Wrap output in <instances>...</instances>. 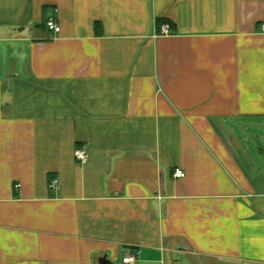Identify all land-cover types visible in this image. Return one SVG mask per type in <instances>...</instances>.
Masks as SVG:
<instances>
[{
  "label": "crops",
  "instance_id": "1",
  "mask_svg": "<svg viewBox=\"0 0 264 264\" xmlns=\"http://www.w3.org/2000/svg\"><path fill=\"white\" fill-rule=\"evenodd\" d=\"M130 255L264 264V0H0V264Z\"/></svg>",
  "mask_w": 264,
  "mask_h": 264
},
{
  "label": "built area",
  "instance_id": "2",
  "mask_svg": "<svg viewBox=\"0 0 264 264\" xmlns=\"http://www.w3.org/2000/svg\"><path fill=\"white\" fill-rule=\"evenodd\" d=\"M45 27L47 31L52 32L54 34H58L60 32L59 26L56 24L54 19L51 17L46 20L45 22ZM161 34L167 35L169 34V28L167 26H164L160 30ZM75 158L77 159L78 162L81 164L85 163L87 160V154L84 150H77L75 152ZM173 177L176 179H181L185 177V173L183 170L177 169L173 173ZM58 187V181L56 179H53L49 183V189L50 190H55ZM19 188V185L15 186V189ZM134 255L127 256L122 259L123 264H132L134 262Z\"/></svg>",
  "mask_w": 264,
  "mask_h": 264
},
{
  "label": "water",
  "instance_id": "3",
  "mask_svg": "<svg viewBox=\"0 0 264 264\" xmlns=\"http://www.w3.org/2000/svg\"><path fill=\"white\" fill-rule=\"evenodd\" d=\"M100 264H112V263H110L108 260L103 258L102 260H100Z\"/></svg>",
  "mask_w": 264,
  "mask_h": 264
},
{
  "label": "trees",
  "instance_id": "4",
  "mask_svg": "<svg viewBox=\"0 0 264 264\" xmlns=\"http://www.w3.org/2000/svg\"><path fill=\"white\" fill-rule=\"evenodd\" d=\"M165 23V21H158V24ZM172 27V26H171Z\"/></svg>",
  "mask_w": 264,
  "mask_h": 264
}]
</instances>
